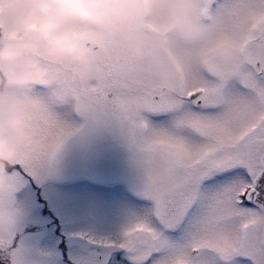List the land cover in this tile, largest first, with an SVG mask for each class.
<instances>
[{
    "label": "snow or ice",
    "instance_id": "snow-or-ice-1",
    "mask_svg": "<svg viewBox=\"0 0 264 264\" xmlns=\"http://www.w3.org/2000/svg\"><path fill=\"white\" fill-rule=\"evenodd\" d=\"M92 43L101 63L45 62L48 79L26 102L36 136L0 195V264H30L16 242V193L84 128L119 135L137 197L116 238L92 241L117 250L102 264H264V15L241 41L246 66L210 63L193 88L151 80L107 36Z\"/></svg>",
    "mask_w": 264,
    "mask_h": 264
},
{
    "label": "clouds",
    "instance_id": "clouds-1",
    "mask_svg": "<svg viewBox=\"0 0 264 264\" xmlns=\"http://www.w3.org/2000/svg\"><path fill=\"white\" fill-rule=\"evenodd\" d=\"M264 0H4L0 5V195L35 139L27 101L48 79L45 62L92 68L109 37L168 90L204 82L208 64L234 74ZM255 67V66H253Z\"/></svg>",
    "mask_w": 264,
    "mask_h": 264
},
{
    "label": "rangeland",
    "instance_id": "rangeland-1",
    "mask_svg": "<svg viewBox=\"0 0 264 264\" xmlns=\"http://www.w3.org/2000/svg\"><path fill=\"white\" fill-rule=\"evenodd\" d=\"M75 180L73 187L69 183ZM131 181L130 153L117 133L84 128L70 136L43 177L35 183L24 178L16 193L22 208L16 242L25 249L26 260L102 264L109 259L115 249L92 241L114 239L120 233L137 199ZM38 183L46 185L49 207L36 193ZM50 208L62 215L64 229L56 227Z\"/></svg>",
    "mask_w": 264,
    "mask_h": 264
},
{
    "label": "bare ground",
    "instance_id": "bare-ground-1",
    "mask_svg": "<svg viewBox=\"0 0 264 264\" xmlns=\"http://www.w3.org/2000/svg\"><path fill=\"white\" fill-rule=\"evenodd\" d=\"M74 186H77V185L74 184L73 187H74ZM49 204H51V201H50ZM93 245H94V244H93ZM116 251H117V250H112V251L110 252V253H112V256L115 254ZM105 259H106V258H105Z\"/></svg>",
    "mask_w": 264,
    "mask_h": 264
}]
</instances>
